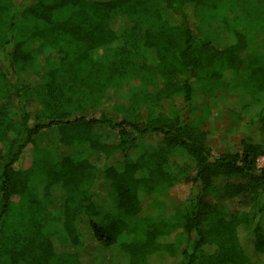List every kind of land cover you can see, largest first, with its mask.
<instances>
[{
  "label": "trees",
  "instance_id": "16d2710c",
  "mask_svg": "<svg viewBox=\"0 0 264 264\" xmlns=\"http://www.w3.org/2000/svg\"><path fill=\"white\" fill-rule=\"evenodd\" d=\"M235 1L0 0V264H264V110L259 135L215 152L194 103L199 82L264 91V17L251 36ZM135 79L154 105L117 117ZM182 178L190 194L157 216Z\"/></svg>",
  "mask_w": 264,
  "mask_h": 264
},
{
  "label": "rangeland",
  "instance_id": "374dc122",
  "mask_svg": "<svg viewBox=\"0 0 264 264\" xmlns=\"http://www.w3.org/2000/svg\"><path fill=\"white\" fill-rule=\"evenodd\" d=\"M225 13L231 16H252L247 18L245 23L240 28L250 27L251 36L258 35L260 33V25L254 27L260 21L261 17H264V0H236L235 4H226ZM239 14V15H238ZM259 17V18H257ZM245 24V25H244ZM254 27V28H253ZM225 79H231V72L225 73ZM202 83H197L198 90L194 98V103L198 106L206 117L207 129L209 130L208 143L215 152H223L229 150H236L240 148L244 132L247 129L254 135L258 133V122L256 121L257 115L261 110H264V91L259 92L255 98H245L241 96L239 92L233 91H216L215 95L205 94V89ZM151 89L148 88L147 94L144 93V86L139 79L132 80L126 83L119 91H117L113 97L114 101L123 106L122 109H118L117 117L126 114L127 109L135 108L138 113L144 116L149 114L151 107L154 105V99L149 95ZM30 109L33 114H37L42 110V105L37 99H32L30 102ZM136 110H134L136 112ZM116 139V135L114 137ZM144 140L147 143H156L160 140L158 135H147ZM33 153V146L29 145L23 152V157L18 163L17 168L26 167L30 164V158ZM171 162L173 165L185 162L189 165L188 174L190 176L195 174L193 159L186 155H179L173 153L171 155ZM184 163V164H185ZM259 166H264V155L259 158ZM191 183L182 178L173 186L168 187L164 191V203L165 207L157 208L154 213L161 217L167 209L171 208V205L179 204L183 202L191 192ZM150 202L144 205L143 213L151 211ZM222 207L228 210H239L243 206L237 201L224 200ZM184 246V245H183ZM182 246V248H183ZM254 254V251H252ZM101 258L93 259L89 264H102Z\"/></svg>",
  "mask_w": 264,
  "mask_h": 264
}]
</instances>
